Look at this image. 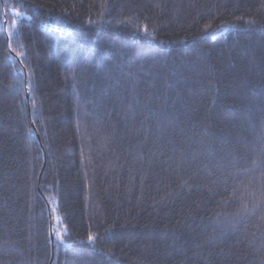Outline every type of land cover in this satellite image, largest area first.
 <instances>
[{"label": "trees", "instance_id": "obj_1", "mask_svg": "<svg viewBox=\"0 0 264 264\" xmlns=\"http://www.w3.org/2000/svg\"><path fill=\"white\" fill-rule=\"evenodd\" d=\"M0 264H264V0H0Z\"/></svg>", "mask_w": 264, "mask_h": 264}, {"label": "snow or ice", "instance_id": "obj_2", "mask_svg": "<svg viewBox=\"0 0 264 264\" xmlns=\"http://www.w3.org/2000/svg\"><path fill=\"white\" fill-rule=\"evenodd\" d=\"M57 237H58V239L62 240V237H61V235L59 233H57ZM88 240L90 242L94 241V235L90 233L89 236H88Z\"/></svg>", "mask_w": 264, "mask_h": 264}, {"label": "water", "instance_id": "obj_3", "mask_svg": "<svg viewBox=\"0 0 264 264\" xmlns=\"http://www.w3.org/2000/svg\"><path fill=\"white\" fill-rule=\"evenodd\" d=\"M53 241V238L51 237V242ZM52 247H53V244H52Z\"/></svg>", "mask_w": 264, "mask_h": 264}]
</instances>
